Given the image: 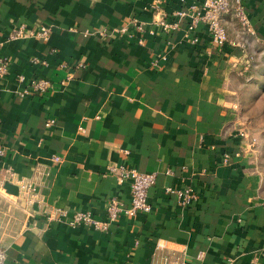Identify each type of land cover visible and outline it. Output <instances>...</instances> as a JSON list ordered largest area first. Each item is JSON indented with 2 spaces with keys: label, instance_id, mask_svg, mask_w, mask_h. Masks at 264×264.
I'll return each mask as SVG.
<instances>
[{
  "label": "crops",
  "instance_id": "1",
  "mask_svg": "<svg viewBox=\"0 0 264 264\" xmlns=\"http://www.w3.org/2000/svg\"><path fill=\"white\" fill-rule=\"evenodd\" d=\"M241 1L247 27L230 11L236 45L217 49L176 16L204 0H0L6 264H264V0ZM20 25L48 38L10 40ZM114 165L156 175L151 211L68 226L75 212L105 220L111 198L129 206ZM167 187L196 199L183 207Z\"/></svg>",
  "mask_w": 264,
  "mask_h": 264
},
{
  "label": "built area",
  "instance_id": "2",
  "mask_svg": "<svg viewBox=\"0 0 264 264\" xmlns=\"http://www.w3.org/2000/svg\"><path fill=\"white\" fill-rule=\"evenodd\" d=\"M230 11H233L243 28L247 27L248 21L246 17V10L241 0H204L199 7H192L189 10H182L176 13L178 17H187L190 20V29L196 28L198 25H204L210 38V43L214 48L222 49L226 46H235L227 35L223 18ZM160 25L166 31H174L177 25L174 23L160 22ZM126 32V28L121 30ZM49 30L47 27H41L38 30H26L24 25H20L12 30L10 40L24 39L26 37H37L43 40L48 38ZM197 41V40H195ZM0 66V70H3ZM23 78H20L22 81ZM49 88V82L46 80H39L32 83V90L40 94L45 93ZM52 121L47 123L49 126ZM3 151L0 148V156ZM59 161L58 158L54 159ZM108 173L114 176L119 184L124 182L129 183L131 198L129 206L124 208L122 204L115 198H111L105 208V220L95 219L88 212H75L69 220L68 226L75 228L78 226H85L95 231H107L112 223L116 222L120 215L127 217H135L139 213H149L151 206L148 203V192L154 187L156 183L155 174H142L135 170L124 166L114 165L108 168ZM18 192L20 199L24 202L26 207L33 206L36 201V194L31 184L27 182H18ZM166 194L174 195L178 203L185 207L190 205L196 199V193L190 187L183 189H173L167 187ZM2 193L0 192V197ZM25 210V208H24ZM26 211V210H25ZM0 264H6L5 251L0 246ZM159 264H180L178 259L173 261L164 260Z\"/></svg>",
  "mask_w": 264,
  "mask_h": 264
},
{
  "label": "rangeland",
  "instance_id": "3",
  "mask_svg": "<svg viewBox=\"0 0 264 264\" xmlns=\"http://www.w3.org/2000/svg\"><path fill=\"white\" fill-rule=\"evenodd\" d=\"M258 88H259L260 91H262V87L260 88V86H258ZM261 96H262V94H261L260 92H258V94H257L256 97L261 98ZM245 99H246V98H245ZM255 113H256V112H255ZM256 129H257L258 132H260V129H259V128H256ZM20 210H22V209H19V210H18L20 216L17 217V216L15 215L14 218H15V219H18V220H23L22 218H23L24 216H26V214H24V213L21 212ZM22 211H23V210H22Z\"/></svg>",
  "mask_w": 264,
  "mask_h": 264
}]
</instances>
